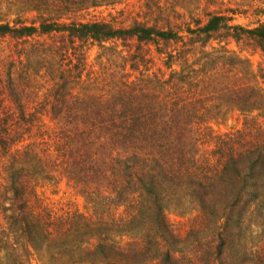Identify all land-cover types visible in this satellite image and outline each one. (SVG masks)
<instances>
[{"label":"trees","instance_id":"1","mask_svg":"<svg viewBox=\"0 0 264 264\" xmlns=\"http://www.w3.org/2000/svg\"><path fill=\"white\" fill-rule=\"evenodd\" d=\"M9 4L22 9L0 10V199L8 200L0 206V229L17 233L29 250L49 229L80 227V214L62 218L41 205L34 178L51 171L83 192L103 186L98 193L122 207L109 216L116 225L126 223L125 215L134 220L146 201L145 227L165 237L173 229L163 211L171 185L187 190L197 217L213 218L211 264H229L222 257L246 218L264 215V120L257 114L264 104V21L245 26L208 11L204 20L190 13L171 23L160 0L133 7L129 0ZM100 7L104 17H85ZM20 10L34 15L27 21ZM230 39L253 41L262 57L254 69L226 49ZM92 45L99 51L94 64L87 60ZM31 54L44 60L43 71L29 62ZM54 57L63 63L54 66ZM14 63L25 64L24 77L11 71ZM223 104L240 112L241 123L217 134L209 120ZM99 217L89 224L98 229L91 255H144V240L120 243L95 226L109 220ZM6 237L2 255L15 243ZM244 247L245 264L263 263L264 252ZM157 252L106 264H179L173 251Z\"/></svg>","mask_w":264,"mask_h":264},{"label":"rangeland","instance_id":"2","mask_svg":"<svg viewBox=\"0 0 264 264\" xmlns=\"http://www.w3.org/2000/svg\"><path fill=\"white\" fill-rule=\"evenodd\" d=\"M9 2L17 4L19 0H0V10L12 13L14 9H22L18 5L15 7L9 4ZM160 2L162 5H167L166 10L169 12L168 16H170L171 23L184 19L188 20L190 13L204 20V15L208 11L229 15L231 16V23L245 26H253L260 21H264V0H160ZM136 4L137 0H129L128 6L133 7ZM175 13H179L180 16ZM105 14L103 7L89 8L85 17L100 18L101 16L104 17ZM9 15L12 16V14ZM33 15L34 12L20 13L22 18L27 17V21ZM105 18L109 19L108 16ZM122 24L126 25L127 22H122ZM216 43V40H210L208 45L215 46ZM205 49H209V47ZM226 49L236 56L246 59L253 69L256 63L262 60L260 51L249 39H241L238 42L230 39L226 44ZM98 52L96 45L89 47L87 52L89 63L94 64L97 61ZM43 61L32 54L29 56V62L39 68L42 67L40 71L44 69ZM51 62L55 66L57 63H63V60L54 57ZM156 65H159V62ZM24 66L17 68L18 64L14 63L11 71L14 72L15 76L18 74L19 78L24 77ZM160 66L162 67V65ZM45 69L50 71L46 67ZM257 114H260L261 119L264 120V104ZM209 123L214 133H223L239 127L241 115L234 106L223 104L220 111L213 114ZM48 172L52 176L34 178L41 205L51 211L53 215L62 218L68 215L80 214V217H75L76 222L79 221L80 227L49 229L51 235L47 237L39 234L37 236L39 240L36 242L40 241L38 243L39 247L29 250H27L28 243H24L17 236V233L11 229H0V242L6 236V239L11 243L15 242L13 247L8 249L7 255H2V250H0V264H106L108 260L125 263L123 261L150 258L158 253L157 248H162V250L167 248L169 251H173L172 254L179 258V264H188V258L191 260L189 264H211L214 247L218 241L217 229H214L212 217H197L199 212L196 203L184 187L166 186L163 211L169 223L173 225V229H168V234L166 233L163 237L160 229H147L145 227L150 218V212L146 210V201L143 204L140 202V208H136L137 217L134 220L125 215L124 220H126V223L116 225L111 218L114 214L117 217L122 212V207H115L110 199L107 200L102 193H98L101 189L104 193L103 186H97L98 192L94 190L93 192H90V190L83 192L77 184L63 176L51 171ZM7 204L8 200L2 197L0 206H6ZM101 210L104 214L99 217L98 211ZM96 217L97 219L98 217H104L101 220H105L106 217L109 219H106L107 221L104 223L95 224V226L102 227L103 229L100 230L106 232L110 237H114L120 243L131 239L144 240L141 250L144 255L138 258V255H132L130 251H127L123 255L112 254L111 256V253L105 250V252L100 251L94 255L96 257L94 258L90 249L94 244L92 233L98 229H91L89 224L96 220ZM245 224L247 226L246 229L242 230V235L240 234L239 238H235L232 246L226 250L225 256L222 257V260L229 264H245V256L240 255L243 243L245 244L244 248L249 247L258 253L259 251L264 252V215L259 217L250 215L246 218ZM121 227H124V229H121ZM106 253L109 256L107 260H105ZM79 258L81 259L78 260ZM246 258H249L248 255ZM249 264H264V261L263 263L252 261Z\"/></svg>","mask_w":264,"mask_h":264}]
</instances>
